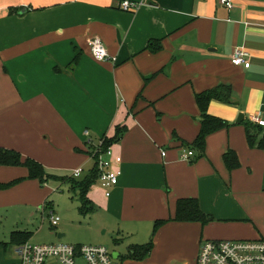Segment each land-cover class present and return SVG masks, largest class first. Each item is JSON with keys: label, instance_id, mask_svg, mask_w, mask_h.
<instances>
[{"label": "crops", "instance_id": "crops-1", "mask_svg": "<svg viewBox=\"0 0 264 264\" xmlns=\"http://www.w3.org/2000/svg\"><path fill=\"white\" fill-rule=\"evenodd\" d=\"M120 1L0 0V147L67 175L126 126L110 145L122 156L118 184L109 196L100 186L88 192L108 223L150 230L175 214L179 198L197 197L214 219L169 221L157 244L165 236L189 259L205 239L264 238V149L249 146L237 121L264 120V0H234L232 9L218 0H133L144 2L133 12ZM95 36L116 61L93 57ZM152 39L163 45L156 53L147 49ZM238 47L249 52V68L233 63ZM220 84L237 103L212 99L208 112L231 126L207 137L206 156L186 159L184 144L201 126L195 95ZM229 148L241 161L233 171L223 160Z\"/></svg>", "mask_w": 264, "mask_h": 264}, {"label": "rangeland", "instance_id": "rangeland-1", "mask_svg": "<svg viewBox=\"0 0 264 264\" xmlns=\"http://www.w3.org/2000/svg\"><path fill=\"white\" fill-rule=\"evenodd\" d=\"M160 112L157 116H160ZM164 121L173 124L174 118L169 115ZM93 164L94 160L91 159L84 166L81 176L75 179L85 178ZM63 173L72 175L70 172ZM19 178L18 183L0 188V264H18L17 244L12 238L14 231L29 232L32 243L104 245L112 254L119 252L121 256L116 259H120L123 264H196V256L187 259L186 255L177 253L176 248L168 246L165 236L157 244V232L154 249L148 257L142 260L128 259L126 256L131 245L146 244L152 238L154 224L146 231L120 232L117 224L113 221L108 223L99 209L88 212L80 209L82 202L79 189L74 187L73 181L49 179L41 183L38 179L29 178L26 167L1 168L0 183ZM96 184L91 187L93 192L99 186ZM51 212L60 216L57 226H53L50 221ZM164 250L169 254L165 260L162 259Z\"/></svg>", "mask_w": 264, "mask_h": 264}, {"label": "trees", "instance_id": "trees-1", "mask_svg": "<svg viewBox=\"0 0 264 264\" xmlns=\"http://www.w3.org/2000/svg\"><path fill=\"white\" fill-rule=\"evenodd\" d=\"M21 8H11L10 13H18ZM163 45L160 40H150L147 45V49L151 52L156 53L162 49ZM79 55H76L74 60L71 62L69 67H75L78 63ZM156 75V74H154ZM153 75V76H154ZM153 76L145 78L148 82ZM197 105L200 109V129L191 143L186 142L184 145L190 147L195 155V160L206 156L207 137L223 128L230 127L231 124L218 116L211 115L208 112L209 103L212 99H217L226 103H237V98L234 95V91L230 85L220 84L215 88L205 90L203 92L196 93L195 95ZM245 126L246 138L251 148L264 149V125L255 123L251 120L244 119L240 122ZM127 131L126 126H117L116 133L113 137L105 136L102 140V144L98 146L100 150L105 151L110 145L118 142L122 139L124 133ZM176 137V136H174ZM100 152V151H99ZM99 152L93 155L94 165L85 175V178L75 179L73 175H56L49 173L45 166L38 160L32 157H23L22 154L14 149L0 147V166H24L29 171L30 179H38L41 183L55 179L57 181H73L74 187L79 189V196L81 199L80 209L84 212L94 211L98 209V206L88 197V192L91 187L98 182L100 176V169L98 166V155ZM223 160L229 171H233L241 166V161L238 153L229 148L223 154ZM21 178L8 182L0 183V188H6L14 185L20 181ZM214 217L211 214L206 213L200 206L199 199L197 197H182L177 200L175 214L169 218L158 219L154 224V231L152 238L146 244H133L129 247L128 255L126 258L133 260H142L148 257L154 249V236L161 226L169 221L179 222H192L197 221L202 224L209 223ZM29 232L14 231L12 238L16 244H20L29 240ZM1 245V243H0Z\"/></svg>", "mask_w": 264, "mask_h": 264}, {"label": "built area", "instance_id": "built-area-1", "mask_svg": "<svg viewBox=\"0 0 264 264\" xmlns=\"http://www.w3.org/2000/svg\"><path fill=\"white\" fill-rule=\"evenodd\" d=\"M218 2L228 9L234 7V0H218ZM142 5L144 2L133 0H121L118 3L121 10L129 12L136 11ZM88 45L96 60L116 61V57L109 53L100 37H91ZM232 59L233 63L238 66L249 68L251 65L249 52L243 47L235 49ZM251 121L264 125V120L258 115H253ZM97 152H99L97 162L100 169L97 184L109 196L112 188L118 184L122 173L120 168L122 156L116 154L112 146L103 152L97 148ZM194 155L193 150L185 148L184 158L189 159ZM83 171L84 169L79 167L73 171L72 175L81 176ZM50 221L53 226H57L60 216L51 212ZM16 252L20 264H122L120 259H116L110 249L104 245H76L63 242L32 243L28 240L17 244ZM196 264H264V238L205 239L201 242Z\"/></svg>", "mask_w": 264, "mask_h": 264}, {"label": "water", "instance_id": "water-1", "mask_svg": "<svg viewBox=\"0 0 264 264\" xmlns=\"http://www.w3.org/2000/svg\"><path fill=\"white\" fill-rule=\"evenodd\" d=\"M244 120V115L243 114H240L239 118H238V122H242ZM115 257L118 258L119 257V254L117 252L114 253Z\"/></svg>", "mask_w": 264, "mask_h": 264}]
</instances>
